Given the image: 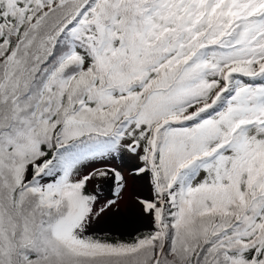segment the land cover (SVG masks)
Listing matches in <instances>:
<instances>
[{
	"label": "snow or ice",
	"instance_id": "1",
	"mask_svg": "<svg viewBox=\"0 0 264 264\" xmlns=\"http://www.w3.org/2000/svg\"><path fill=\"white\" fill-rule=\"evenodd\" d=\"M0 264H264V0H0Z\"/></svg>",
	"mask_w": 264,
	"mask_h": 264
},
{
	"label": "bare ground",
	"instance_id": "2",
	"mask_svg": "<svg viewBox=\"0 0 264 264\" xmlns=\"http://www.w3.org/2000/svg\"><path fill=\"white\" fill-rule=\"evenodd\" d=\"M145 225V222L139 219L134 213H125V211L122 210L118 216L110 214L109 216L103 218L96 225V228H124L128 232H132Z\"/></svg>",
	"mask_w": 264,
	"mask_h": 264
},
{
	"label": "rangeland",
	"instance_id": "3",
	"mask_svg": "<svg viewBox=\"0 0 264 264\" xmlns=\"http://www.w3.org/2000/svg\"><path fill=\"white\" fill-rule=\"evenodd\" d=\"M118 164H119V162H117V165ZM125 195H127V193ZM122 210H124L123 207H121V212H122ZM145 227H146V225L143 226V227H139L136 230L144 229ZM96 230L98 232H100V233H108L109 234L108 236H111V237L128 236V235H131V234L134 233V232H128L124 228H115V229L114 228H112V229H109V228H96Z\"/></svg>",
	"mask_w": 264,
	"mask_h": 264
},
{
	"label": "water",
	"instance_id": "4",
	"mask_svg": "<svg viewBox=\"0 0 264 264\" xmlns=\"http://www.w3.org/2000/svg\"><path fill=\"white\" fill-rule=\"evenodd\" d=\"M140 230H142V229H140ZM136 231H137V230H135V231H132V232H134V233H135ZM134 233H133V234H134ZM133 234H131V235H128V236H118V237H120V238H121V237H122V238H131V236H132ZM112 236H113V235H112Z\"/></svg>",
	"mask_w": 264,
	"mask_h": 264
},
{
	"label": "trees",
	"instance_id": "5",
	"mask_svg": "<svg viewBox=\"0 0 264 264\" xmlns=\"http://www.w3.org/2000/svg\"><path fill=\"white\" fill-rule=\"evenodd\" d=\"M107 238H110V239H130V238H120V237H111V236H108Z\"/></svg>",
	"mask_w": 264,
	"mask_h": 264
}]
</instances>
